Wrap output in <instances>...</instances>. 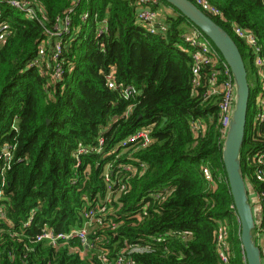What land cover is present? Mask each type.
<instances>
[{
    "label": "trees",
    "instance_id": "obj_1",
    "mask_svg": "<svg viewBox=\"0 0 264 264\" xmlns=\"http://www.w3.org/2000/svg\"><path fill=\"white\" fill-rule=\"evenodd\" d=\"M31 1L45 8L43 24L0 6V19L14 28L0 45V152L15 146L5 182L0 175L7 211L0 223V264H102L97 252L105 249L112 259L128 245L168 231L187 232L189 239L169 238L152 253L134 255L133 264H221L216 236L222 226L230 231L229 264H248L223 162L222 96L205 98L209 68L200 75V86H194L192 51L181 39L194 24L166 0L161 2L177 16L167 19L165 36L151 35L137 23L135 0ZM208 1L222 11L226 21L210 17L236 41L246 63L251 96L242 170L246 182L264 193V182L253 178L247 161L264 151V126L253 129L261 90L258 70L248 46L229 27L237 23L253 30L264 57V0ZM73 6L62 55L65 76L53 83L28 65L46 39L45 29H52ZM101 21H107L108 32L98 39ZM111 71L118 85L134 86L141 96L128 101L120 90L109 89L106 75ZM142 128L152 135L148 148H120ZM101 135L105 153L94 150L78 165V148H95ZM109 163L114 181L124 186L110 212L117 228L99 227L90 234L96 245L91 256L81 242L58 248L34 243L45 227L69 232L82 226L84 210L104 202L103 175ZM118 164L136 172L119 170ZM204 167L212 171L213 184L206 181ZM156 192L164 199L157 200Z\"/></svg>",
    "mask_w": 264,
    "mask_h": 264
},
{
    "label": "built area",
    "instance_id": "obj_2",
    "mask_svg": "<svg viewBox=\"0 0 264 264\" xmlns=\"http://www.w3.org/2000/svg\"><path fill=\"white\" fill-rule=\"evenodd\" d=\"M80 0H75V4ZM129 1V0H128ZM137 6L136 20L137 23L143 26L151 35L165 36L169 29V24L166 19L161 17L159 8L162 6L161 0H135ZM197 6L207 15L223 17L220 9L213 6L208 0H196ZM0 6H6L19 13L29 21H37L41 24L45 21V8L43 5L32 2L31 0H0ZM75 6L68 9L64 17L58 21L52 29H45L46 39H44L38 46L37 55L30 61L28 68L37 69L44 77L53 83H61L65 76V67L62 61L63 47L65 44L64 38L70 35L72 28L71 16L74 12ZM1 12V11H0ZM1 14V13H0ZM88 13L83 16V20L88 19ZM233 34L241 41H243L250 50L252 61L258 70V79L261 85V90L257 95L256 105L258 112L256 114L253 129L258 130L264 126V57L262 56V48L258 37L251 29L241 27L237 23H231L229 26ZM14 32L13 26L0 19V45L4 44ZM108 32L107 21H101L97 30L96 38L100 39ZM184 43L191 48V57L193 62V84L195 87L200 86V75L204 69L209 68L211 71L208 74V83H210L209 90L205 94L206 99L213 96L221 95L222 101L219 104L220 120L223 126V140L227 134L229 124L231 122L233 109L235 105V84L233 76L228 64L223 59L218 49L212 44L210 39L198 28L191 26L187 27L181 35ZM219 75L224 77L222 82L219 81ZM108 88L111 90H120L125 100L138 98L141 96L134 86H120L116 80L115 71H111L106 75ZM254 88H257L254 86ZM131 110L129 107L128 113ZM14 128H16L14 126ZM198 130V127L196 128ZM148 128H142L136 133L123 140L120 143V148L128 151L130 149L143 150L148 148L153 139ZM98 145L95 148L79 147L76 153L77 164H81V157L90 154L94 150L97 153H105V138L101 135L97 141ZM15 146H5L0 152V175L2 181L5 182L6 173L12 168L14 162ZM115 159L119 160V156ZM113 163H117V161ZM247 161L253 170V178L257 182H264V151L255 155H249ZM141 167H145L141 164ZM113 164L109 163L106 166L104 173V182L106 187V196L103 203H97L89 207L83 212V224L80 227L71 229L69 232H57L56 230L45 227L40 233L33 238L34 243L45 244L47 246L58 248L66 246L70 243L81 242L88 249L89 256L91 252L95 251L96 245L94 241L90 240V234L99 227H110L113 230L117 228V223L111 220L110 212H112L113 200L116 193L124 190V186L114 181V176L111 170ZM117 169L127 173L134 174L136 171L130 165H117ZM204 177L209 183H214V176L210 168L204 167ZM247 183V182H246ZM4 186V184H3ZM248 192L253 196V211L255 215L256 228L254 237L261 249L262 261L264 264V207L262 205L264 193L255 190L253 183H247ZM0 192V223L6 220L7 211L3 205V197ZM157 200H163L165 195L162 192L154 193ZM34 215V213H32ZM32 219L26 223V226L31 224ZM18 236V235H14ZM230 231L228 227H220L216 243L218 248V255L221 264L230 263L231 244L229 242ZM169 238H181L183 240L189 239V233H178L176 231H168L153 237L152 240H144L139 244L128 245L115 257L110 259L109 253L104 250L97 252L95 255L102 264H133V257L137 254L152 253L156 249V245L165 242ZM99 238L96 239L98 241ZM75 250L74 252H76Z\"/></svg>",
    "mask_w": 264,
    "mask_h": 264
},
{
    "label": "water",
    "instance_id": "obj_3",
    "mask_svg": "<svg viewBox=\"0 0 264 264\" xmlns=\"http://www.w3.org/2000/svg\"><path fill=\"white\" fill-rule=\"evenodd\" d=\"M201 30L228 64L235 84V105L223 147V162L241 228V242L248 264H263L254 231L255 215L242 170V149L247 130L251 85L244 57L232 36L190 0H166Z\"/></svg>",
    "mask_w": 264,
    "mask_h": 264
},
{
    "label": "crops",
    "instance_id": "obj_4",
    "mask_svg": "<svg viewBox=\"0 0 264 264\" xmlns=\"http://www.w3.org/2000/svg\"><path fill=\"white\" fill-rule=\"evenodd\" d=\"M159 12L163 19L177 16V13L171 7L164 4H162V6L159 8Z\"/></svg>",
    "mask_w": 264,
    "mask_h": 264
},
{
    "label": "rangeland",
    "instance_id": "obj_5",
    "mask_svg": "<svg viewBox=\"0 0 264 264\" xmlns=\"http://www.w3.org/2000/svg\"><path fill=\"white\" fill-rule=\"evenodd\" d=\"M249 197H250V202H251V205L253 206V196L251 193H249Z\"/></svg>",
    "mask_w": 264,
    "mask_h": 264
}]
</instances>
